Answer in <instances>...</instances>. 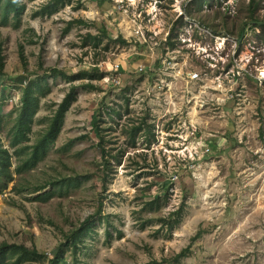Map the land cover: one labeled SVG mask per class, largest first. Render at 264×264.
<instances>
[{
	"label": "rangeland",
	"instance_id": "374dc122",
	"mask_svg": "<svg viewBox=\"0 0 264 264\" xmlns=\"http://www.w3.org/2000/svg\"><path fill=\"white\" fill-rule=\"evenodd\" d=\"M20 1V28L0 26L5 131L30 82L44 77L50 89L34 144L72 86L53 70L103 76L73 83L77 100L44 160L17 174L12 159L14 181L0 195V244L50 257L64 232L89 220L84 264H264V0H64L57 13L37 17L51 0ZM164 59L172 68L162 72ZM189 72L203 81L192 83ZM141 123L152 131L133 143ZM0 141L13 152L5 133ZM63 179L80 184L35 199ZM157 194L160 206H146ZM182 205L172 232L162 227L158 219Z\"/></svg>",
	"mask_w": 264,
	"mask_h": 264
},
{
	"label": "trees",
	"instance_id": "16d2710c",
	"mask_svg": "<svg viewBox=\"0 0 264 264\" xmlns=\"http://www.w3.org/2000/svg\"><path fill=\"white\" fill-rule=\"evenodd\" d=\"M34 1V0H31ZM64 5V0H51L47 5L42 7L40 11H37L34 16H52L58 12L59 7ZM26 11V4L20 0H0V26H11L14 29H18L21 26L23 13ZM72 24H69L65 29V32H69ZM91 36V35H89ZM96 39V37H90ZM122 44H126L121 37L118 39ZM100 41H98V44ZM21 60L24 62V66L27 63L24 58L23 48L20 51ZM2 56V48L0 46V70L3 72L4 63ZM54 75L52 77H61L72 83L69 92L66 94L61 103L58 104V108L49 120L47 128L41 133L40 137L34 144H30L31 135L33 131V125L35 117L40 110V100L47 96L50 89L47 87L46 80L43 77L30 82L22 91L20 107L17 111V117L13 124L5 131L2 117H0V133H5L7 140L9 141L10 149L6 148L0 141V195L8 188V184L14 181V172L22 174L24 172L34 169L39 162L44 160L49 153L52 145L56 142L62 127L67 112L71 108L72 104L77 100V86L73 85L74 82L80 80H98L102 78V74L99 77L93 75L89 71H79L76 74L68 75L63 71L53 70ZM84 88H94L93 85H83ZM117 116H121V113L112 111ZM144 131L151 133L152 125L141 123L137 127H134L133 143L135 141V135ZM92 132L94 137L100 144L102 159L104 167L107 168L110 161L107 157L105 149L102 147L104 137L102 135L103 129L99 124L97 115L92 117ZM16 158L18 165L14 172L11 170L12 159ZM80 181L78 179H63L57 182L51 183L53 189L49 192H44L37 196L35 199L41 202H46L56 195H62L63 189L69 190L70 188L78 187ZM50 186V185H49ZM46 186L38 188V191H43ZM161 196L155 195L148 202L145 203L148 207L160 206ZM184 205V204H183ZM183 205L178 210L172 212L168 217L158 219L162 227H168L169 231L172 230L180 223L184 210ZM92 221L85 220L79 227L63 233V239L60 245L57 247L55 253L52 256L40 253L35 247H27L23 244H9L3 242L0 244V264H84L79 255L81 249L85 245L89 236L93 233ZM110 236V232H106ZM118 237H122V232H118ZM187 251H182L178 258H183ZM70 255V261L67 258Z\"/></svg>",
	"mask_w": 264,
	"mask_h": 264
},
{
	"label": "built area",
	"instance_id": "2783aa9c",
	"mask_svg": "<svg viewBox=\"0 0 264 264\" xmlns=\"http://www.w3.org/2000/svg\"><path fill=\"white\" fill-rule=\"evenodd\" d=\"M172 61H173V59H164V60H163V67H162V69H161L162 72H163V70H164V71L166 70V69H165V68H166V65H167V67H169L170 69L172 68V67H171ZM140 70L143 71L144 68L141 67ZM188 76H189V80H190L192 83H198V82H200V81H203L202 78L200 77V74L197 73V72H196V73L189 72V73H188ZM174 77H176V78L178 77V76H177V73H176V75H174ZM178 78L182 79V77H178ZM114 82L117 83V84L120 83L119 79H115ZM258 82H259V86H260V87H264V73H261V75L258 77Z\"/></svg>",
	"mask_w": 264,
	"mask_h": 264
}]
</instances>
